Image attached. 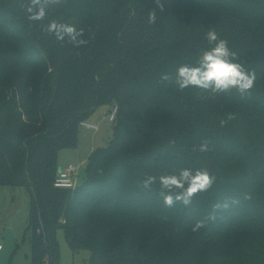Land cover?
Returning a JSON list of instances; mask_svg holds the SVG:
<instances>
[{
  "label": "trees",
  "instance_id": "obj_1",
  "mask_svg": "<svg viewBox=\"0 0 264 264\" xmlns=\"http://www.w3.org/2000/svg\"><path fill=\"white\" fill-rule=\"evenodd\" d=\"M160 4L64 0L30 22L20 0H0V187L32 195L31 264H60V229L90 264H264V0ZM52 20L83 28L87 44L58 41L43 30ZM209 28L255 72L244 96L175 85L177 68L210 47ZM110 105L109 146L90 154L75 190L56 188L60 152L77 149L81 124ZM184 168L216 177L187 207H166L158 184L140 187Z\"/></svg>",
  "mask_w": 264,
  "mask_h": 264
},
{
  "label": "clouds",
  "instance_id": "obj_2",
  "mask_svg": "<svg viewBox=\"0 0 264 264\" xmlns=\"http://www.w3.org/2000/svg\"><path fill=\"white\" fill-rule=\"evenodd\" d=\"M63 2L64 0H20V5L30 22H41L47 17L49 9ZM156 3L161 8L163 7L160 0H156ZM155 16L154 12L150 13V22L155 21ZM43 30L54 35L58 41L63 42L67 39V42L73 46H83L88 42L84 39V29H78L72 24L52 20L44 26ZM205 39L210 47L198 53L195 64H183L177 68L175 74L177 88L183 91L193 87L212 95L230 93L233 90L241 96L249 93L256 80L255 72L248 71L244 64L239 62L238 54L229 48L226 39L218 36L215 28L208 29ZM161 80L171 81L172 76L162 74ZM231 118L230 116L229 119ZM220 123L223 126L226 121ZM198 150L207 152L209 142L202 141ZM215 180L216 177L207 169L194 171L184 168L171 174L147 175L141 181L140 187L145 191H150L153 185L158 184L159 195L166 207H173L176 203L187 207L191 205L197 194L208 191ZM229 207L230 204L227 201L213 205V212L205 219L198 220L192 230L195 232L205 227L208 220L216 219L215 211L227 210Z\"/></svg>",
  "mask_w": 264,
  "mask_h": 264
},
{
  "label": "rangeland",
  "instance_id": "obj_3",
  "mask_svg": "<svg viewBox=\"0 0 264 264\" xmlns=\"http://www.w3.org/2000/svg\"><path fill=\"white\" fill-rule=\"evenodd\" d=\"M114 105L103 106L86 121L97 130L80 127L77 149L63 150L59 154V171L72 164L79 166L76 179L80 186L86 178V165L90 151L108 147L114 135L115 124L109 120ZM32 195L26 188L0 187V264H31L30 233H27ZM60 264H90L88 251L74 253L68 245L64 231H58Z\"/></svg>",
  "mask_w": 264,
  "mask_h": 264
},
{
  "label": "built area",
  "instance_id": "obj_4",
  "mask_svg": "<svg viewBox=\"0 0 264 264\" xmlns=\"http://www.w3.org/2000/svg\"><path fill=\"white\" fill-rule=\"evenodd\" d=\"M118 113V107L114 106V108L109 112V120L111 122H115L116 117ZM81 126L88 128V129H93L97 130V126L88 124L86 122H83ZM79 166L75 165H68L64 169L60 170L58 172L57 177L55 179L54 186L58 189H65V190H75L78 186L76 183V179L79 174ZM2 250V247L0 246V251Z\"/></svg>",
  "mask_w": 264,
  "mask_h": 264
},
{
  "label": "crops",
  "instance_id": "obj_5",
  "mask_svg": "<svg viewBox=\"0 0 264 264\" xmlns=\"http://www.w3.org/2000/svg\"><path fill=\"white\" fill-rule=\"evenodd\" d=\"M87 129H88V128H87ZM79 140H80V137H79ZM93 151H94V150H93ZM93 151H90V154H91ZM90 154H89V156H90ZM88 158H89V157H88ZM87 161H88V160H87ZM2 250H3V248H2ZM2 250H1V251H2Z\"/></svg>",
  "mask_w": 264,
  "mask_h": 264
}]
</instances>
